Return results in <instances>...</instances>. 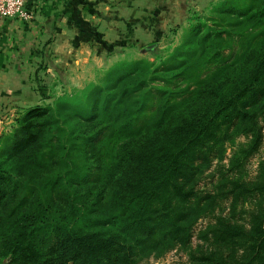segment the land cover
<instances>
[{
  "label": "trees",
  "instance_id": "1",
  "mask_svg": "<svg viewBox=\"0 0 264 264\" xmlns=\"http://www.w3.org/2000/svg\"><path fill=\"white\" fill-rule=\"evenodd\" d=\"M231 6L237 7L232 25L263 22L262 42L246 56L241 72L230 74L225 88L216 82L208 88L213 100L209 107L200 102L191 114L165 120L166 110L160 106L143 136L119 144L115 161L120 172L110 194L124 217L115 213L93 216L90 209L68 223L50 222L45 206L12 203L20 177L12 173L10 165L12 160L28 159L37 147L39 132L47 128L56 138L57 161L76 180L79 173L69 155L71 143L78 138L75 133L80 132L74 121H92L107 114L127 95L140 92L145 81L124 86L120 95L118 87L91 82L74 94L58 96L52 105L32 106L19 116L16 133L20 135L0 157V264H103L112 257L115 264H137V255L158 243L155 237L160 226L163 242L189 245L196 211L206 199L193 190L197 174L222 157L224 144L235 135L249 137L245 155L257 151L263 138L264 0H220L212 8L216 13H227ZM137 64L139 61L127 65L121 60L106 76L117 80L127 66ZM117 125L124 128L129 121ZM96 137L88 135L84 143ZM230 184L234 202L255 194L264 197V178L249 183L236 179ZM97 191L96 201L102 203L103 191ZM249 213L248 227L218 219L209 231L214 248L192 251L188 264H264L263 204Z\"/></svg>",
  "mask_w": 264,
  "mask_h": 264
},
{
  "label": "rangeland",
  "instance_id": "2",
  "mask_svg": "<svg viewBox=\"0 0 264 264\" xmlns=\"http://www.w3.org/2000/svg\"><path fill=\"white\" fill-rule=\"evenodd\" d=\"M219 1L158 0V10L147 5L149 10L141 13L145 17L142 26L133 21L138 27L127 28V36L119 37L115 43H101V35L92 38L88 34L89 41L82 48L83 58L79 57L77 62L72 55L58 61L60 65L45 59L34 61L25 80L26 97H17L16 103L0 108V157L20 135L16 133L19 116L27 108L52 105L58 96L74 94L91 82L118 87L119 95L124 86L129 88L142 81L146 85L140 92L127 95L103 116L92 121H74L80 132L75 133L78 138L71 143L69 155L79 173L76 180L57 161L56 138L49 129H42L37 147L28 159L11 161L10 170L20 177V188L11 198L12 203L45 206L48 220L58 223L71 222L78 213L90 209L93 216L120 214L122 209L110 194L111 184L120 172L115 161L119 144L143 136L145 126L152 122L160 106L166 110L165 120L191 114L200 102L209 107L213 100L208 88L213 82L225 84V88L230 74L237 76L246 56L262 42L259 34L263 22L232 25L237 7L226 8L227 13H216L212 7ZM121 60L127 61V65L132 61L139 64L127 66L119 79L111 80L113 76L106 75ZM154 76L152 81H146ZM106 79L110 81L107 83ZM125 119L129 125L120 128L117 123ZM260 124L263 138L257 151L245 155L249 137L235 135L224 144L222 157L212 160L193 180L195 193L206 199L196 211L189 245L170 246L163 242L164 229L160 226L155 237L158 243L141 251L136 257L137 264H188L192 251L214 248L209 231L218 219L248 227L249 211L259 210L261 204L264 207V197L255 194L234 202L229 188L232 180L249 183L264 178V121ZM88 135L97 137L84 143ZM99 189L103 191L102 203L96 201ZM115 263V257L103 262Z\"/></svg>",
  "mask_w": 264,
  "mask_h": 264
},
{
  "label": "crops",
  "instance_id": "3",
  "mask_svg": "<svg viewBox=\"0 0 264 264\" xmlns=\"http://www.w3.org/2000/svg\"><path fill=\"white\" fill-rule=\"evenodd\" d=\"M157 1L29 0L31 20L1 19L0 108L16 103L17 97H26L25 80L34 61L45 59L60 65L58 61L72 55L77 62L89 41L88 34L92 38L101 35V43H115L119 37L127 36V28L142 26L145 17L141 13L149 10L146 8L150 4L156 10Z\"/></svg>",
  "mask_w": 264,
  "mask_h": 264
},
{
  "label": "built area",
  "instance_id": "4",
  "mask_svg": "<svg viewBox=\"0 0 264 264\" xmlns=\"http://www.w3.org/2000/svg\"><path fill=\"white\" fill-rule=\"evenodd\" d=\"M29 0H0V20L3 18H18L29 21L33 12L27 9Z\"/></svg>",
  "mask_w": 264,
  "mask_h": 264
}]
</instances>
